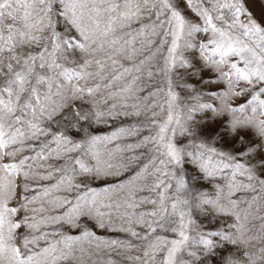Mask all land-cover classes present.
Instances as JSON below:
<instances>
[{"label": "snow or ice", "instance_id": "6c2138e0", "mask_svg": "<svg viewBox=\"0 0 264 264\" xmlns=\"http://www.w3.org/2000/svg\"><path fill=\"white\" fill-rule=\"evenodd\" d=\"M0 264H264V0H0Z\"/></svg>", "mask_w": 264, "mask_h": 264}, {"label": "rangeland", "instance_id": "374dc122", "mask_svg": "<svg viewBox=\"0 0 264 264\" xmlns=\"http://www.w3.org/2000/svg\"><path fill=\"white\" fill-rule=\"evenodd\" d=\"M135 121H133L132 119H118V120H115V121H112L110 123V126H102L98 129V131L100 132H103V133H108V132H111L113 131L114 129H116L117 127H120V126H127L129 124H132L134 123ZM135 139H138V137H133V138H128L127 140H121V141H117L116 143H120V144H123V143H129V142H133ZM123 177H121L122 179ZM110 235H114V234H110Z\"/></svg>", "mask_w": 264, "mask_h": 264}]
</instances>
